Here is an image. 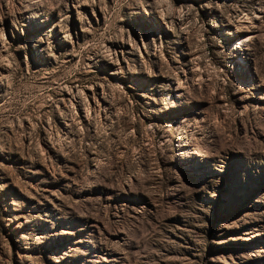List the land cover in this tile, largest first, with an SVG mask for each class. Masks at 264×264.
Here are the masks:
<instances>
[{"label": "rangeland", "instance_id": "rangeland-1", "mask_svg": "<svg viewBox=\"0 0 264 264\" xmlns=\"http://www.w3.org/2000/svg\"><path fill=\"white\" fill-rule=\"evenodd\" d=\"M0 264H264V0H0Z\"/></svg>", "mask_w": 264, "mask_h": 264}, {"label": "bare ground", "instance_id": "bare-ground-1", "mask_svg": "<svg viewBox=\"0 0 264 264\" xmlns=\"http://www.w3.org/2000/svg\"><path fill=\"white\" fill-rule=\"evenodd\" d=\"M251 23V22H250ZM252 25V24H251ZM249 26V25H248ZM253 28V27H252ZM249 31V30H248ZM252 32V31H251ZM253 36V35H252ZM249 37H243L241 38V40L239 41V43H244V41L248 40ZM255 38V37H254Z\"/></svg>", "mask_w": 264, "mask_h": 264}]
</instances>
